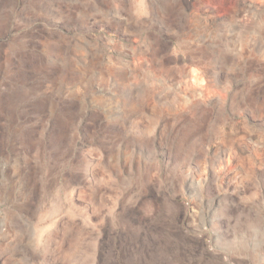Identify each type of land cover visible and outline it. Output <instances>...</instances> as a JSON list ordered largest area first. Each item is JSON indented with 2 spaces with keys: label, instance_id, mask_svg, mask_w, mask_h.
I'll use <instances>...</instances> for the list:
<instances>
[{
  "label": "rangeland",
  "instance_id": "374dc122",
  "mask_svg": "<svg viewBox=\"0 0 264 264\" xmlns=\"http://www.w3.org/2000/svg\"><path fill=\"white\" fill-rule=\"evenodd\" d=\"M47 1L0 0V264H262L241 0Z\"/></svg>",
  "mask_w": 264,
  "mask_h": 264
},
{
  "label": "built area",
  "instance_id": "2783aa9c",
  "mask_svg": "<svg viewBox=\"0 0 264 264\" xmlns=\"http://www.w3.org/2000/svg\"><path fill=\"white\" fill-rule=\"evenodd\" d=\"M241 6H234L229 16L220 17L221 28L228 36L227 39L236 46L242 43L243 38L252 39V35L247 31L251 30L256 34L260 44H264V36L258 34L257 29L264 28V0H241ZM263 41V42H262Z\"/></svg>",
  "mask_w": 264,
  "mask_h": 264
},
{
  "label": "bare ground",
  "instance_id": "6f19581e",
  "mask_svg": "<svg viewBox=\"0 0 264 264\" xmlns=\"http://www.w3.org/2000/svg\"><path fill=\"white\" fill-rule=\"evenodd\" d=\"M2 223V222H1ZM2 225V224H1ZM163 252V251H162ZM164 253V252H163ZM255 253V252H254ZM260 257H261V259H260V263H262V264H264V250H263V252L262 253H260Z\"/></svg>",
  "mask_w": 264,
  "mask_h": 264
},
{
  "label": "flooded vegetation",
  "instance_id": "af4514ba",
  "mask_svg": "<svg viewBox=\"0 0 264 264\" xmlns=\"http://www.w3.org/2000/svg\"><path fill=\"white\" fill-rule=\"evenodd\" d=\"M47 2H49V0Z\"/></svg>",
  "mask_w": 264,
  "mask_h": 264
}]
</instances>
